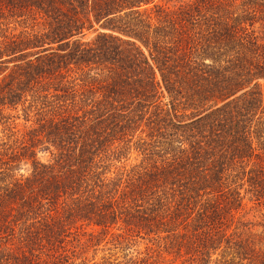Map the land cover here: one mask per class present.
Instances as JSON below:
<instances>
[{"label":"trees","instance_id":"obj_1","mask_svg":"<svg viewBox=\"0 0 264 264\" xmlns=\"http://www.w3.org/2000/svg\"><path fill=\"white\" fill-rule=\"evenodd\" d=\"M252 210L264 0H0V264H264Z\"/></svg>","mask_w":264,"mask_h":264},{"label":"rangeland","instance_id":"obj_2","mask_svg":"<svg viewBox=\"0 0 264 264\" xmlns=\"http://www.w3.org/2000/svg\"><path fill=\"white\" fill-rule=\"evenodd\" d=\"M261 211L252 210L246 217L251 221V228L257 233H264V216L261 215Z\"/></svg>","mask_w":264,"mask_h":264}]
</instances>
